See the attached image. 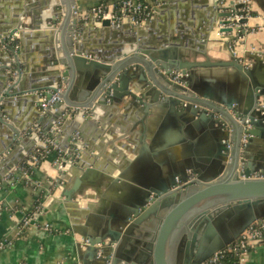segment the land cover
Masks as SVG:
<instances>
[{
  "label": "water",
  "instance_id": "water-1",
  "mask_svg": "<svg viewBox=\"0 0 264 264\" xmlns=\"http://www.w3.org/2000/svg\"><path fill=\"white\" fill-rule=\"evenodd\" d=\"M61 3V10L55 4L50 7L51 13L44 18L40 17V10L37 11L27 25L16 20L2 21L0 37L15 34L17 25L22 26L21 28L38 29L42 23L45 27L57 28L56 31L61 33L62 38L67 32L68 42L67 46L62 44L61 55H51L47 62V66L61 64L65 68L47 73L46 83L31 85L26 90L15 87L20 70L12 66L17 63L14 49L10 48L12 57L7 52V59L2 58L1 66L7 71L9 83L0 92V122L7 125L13 135L8 133V139L0 144V180L15 167L22 165L33 150L30 147L20 149V133L33 132L38 138L42 135L53 140L58 149L65 152L53 167L56 171L55 186L60 188L58 197L63 198L66 203L81 191L86 182L93 180V175L98 174L96 162L87 160L89 145L94 139L89 136L86 127L93 125L95 108H105L107 99L119 102L122 98H126L128 105L133 108L140 106L142 114L138 119L141 125L138 139L136 141L134 136L131 137L137 156L146 148L143 139L146 127L143 120L150 107L160 101V96L163 95L161 103L168 102L171 110L172 105H182L186 101L182 106L194 116L193 123L207 125L214 135L212 174L202 177L192 165L185 164L174 171L166 182L151 184L152 186L142 185L145 189L115 219L107 220L102 228L83 234L82 238L87 239V243L77 244L78 256H81L80 250L84 248L85 253L92 260L99 261V264H123L126 260L128 264H197L232 244L250 222L264 216V177H249L254 171H264V159L255 161L246 153L248 143L254 137L264 138V107H259L260 101L264 104V81L255 79L264 53L251 54L250 59L253 61L250 64L236 57L232 45L247 33L242 26L246 18H236L238 13L234 7L240 6H233L226 0H214L208 8V16H202L204 23L193 26L197 40H200L196 46L187 42L179 43L176 38L168 46H157L149 43L146 34L141 31L143 23L136 24L123 18L120 24H113L110 19L102 18L96 22L102 36L110 34L121 41L108 46L106 50H98L87 46L85 41L81 43V36L75 35L77 14L80 12L75 1L61 0ZM154 10L157 8L154 7ZM60 16L61 20L57 24V17ZM90 18L96 20L92 16ZM215 24L219 26L218 33L224 38L221 42L228 53L229 58L226 60L210 59L206 55V44L215 41L208 37ZM82 35L85 37L86 32ZM123 42H127V45ZM184 49H193L201 53L204 59H188ZM202 66L231 67L245 84L244 101L242 98L230 97L222 101L223 107L212 108L227 117L236 129L235 134L230 136L233 142L229 161L231 171L224 175L222 171L228 149L223 140L228 137V133L222 129L221 118L194 105L208 106L209 95L196 81L194 73L195 68ZM173 69L181 72L180 81L183 85L168 78L167 74ZM61 84L65 86L59 90L60 99L41 112L31 126L26 125L21 130H16L8 119L2 117L6 113L2 108L9 107L14 97H18L16 101H21L25 99L23 94L36 92L39 106L42 102L39 91L49 97ZM69 92H81L84 103L77 105L70 102ZM188 92H191L190 95ZM73 107L77 111L71 117L67 116L65 110ZM58 108L59 114L52 116V111ZM230 111L237 116L247 117L251 124V128L246 131L247 143L242 150V129L235 123ZM45 115H50L48 120L44 119ZM65 120H68V129L66 125H62ZM187 170L195 174L197 185L193 188L187 186L173 189L175 177L185 180ZM148 235L149 238L145 241L144 238ZM98 243L102 246L97 247ZM98 250L100 256L96 258ZM80 261L83 264L90 262Z\"/></svg>",
  "mask_w": 264,
  "mask_h": 264
},
{
  "label": "crops",
  "instance_id": "crops-1",
  "mask_svg": "<svg viewBox=\"0 0 264 264\" xmlns=\"http://www.w3.org/2000/svg\"><path fill=\"white\" fill-rule=\"evenodd\" d=\"M74 1L80 8L78 13H81L92 5L109 0ZM213 1L147 0L152 13L140 29L146 34L149 43L157 46H168L173 38L179 43L187 42L196 46L200 40H197L193 26L204 23L202 16H208V8ZM226 2L232 4V0ZM55 4L61 10V0H0V32L2 21L16 20L27 25L39 10L41 18L48 16L51 13L50 7ZM154 7L157 8L156 11ZM248 7L249 15L242 24L247 33L232 45L236 57L246 64L253 61L250 59L251 54L264 53V0H248ZM90 17L78 21L75 35L81 36V43L85 41L92 49L106 50L108 46L121 41L110 34L102 36L100 26L96 25L97 20ZM60 18L61 16L57 17V24ZM17 27L15 34L4 35L12 36L14 44L6 48L0 47V92L9 83L7 71L1 66L2 58L7 59V52L12 57L10 48L14 45L17 63L12 66L20 70L16 88L26 90L31 85H42L48 80L47 73L65 68L61 64L47 66V62L51 55L56 57L62 54V44L67 46L68 42L67 32L62 38L61 33L56 31L57 28L45 27L42 23L38 29ZM218 28L215 24L209 33L208 37L215 41L206 44V55L210 59L226 60L229 57ZM84 32L85 37L82 35ZM123 44L127 45V42ZM183 51L188 59H204L201 53L193 49ZM194 73L196 81L209 95L207 101L211 108L223 107L222 101L230 97L242 98L244 101L245 84L233 68L202 66L195 68ZM255 79L264 81V59L259 63ZM188 93L190 95L191 92ZM163 96L150 107L144 117L146 130L143 139L146 148L137 156L131 137L134 136L136 141L138 139L141 126L138 119L142 114L140 106L133 108L128 105L126 98H122L119 102L107 99L105 108H95L93 125L86 127L89 136L94 139L92 145H89V158L86 157L90 162H96L98 174L93 175V180L86 182L72 200L64 203L63 198L58 197L60 188L55 186L56 171L53 167L57 155L55 150L33 169L29 178H23L18 167H15L11 171V178L0 180V241H9L0 248V264H83L81 259L89 260L88 264H99V261L92 260L85 253L84 248H81L79 257L77 244L84 233H91L94 229L104 227L107 220L115 219L145 189L142 185L166 182L174 171L185 164L192 165L202 177L212 174L214 165L211 159L215 143L210 128L203 123H193L194 116L179 103L172 105L171 110L168 102L161 103ZM23 97L25 99L21 101H16L18 97H14L9 107L2 108L7 113L2 117L8 119L16 130H21L26 125L31 126L41 114L36 92L23 94ZM68 98L77 105L84 103L81 92H69ZM51 114L54 117L58 115L59 108ZM49 117L50 115H45L44 119L48 120ZM67 122L65 120L62 125H66L68 129ZM222 129L227 131L224 126ZM231 129V132L227 131L229 137L236 131L234 125ZM8 133L13 135L7 125L0 122V144L8 139ZM20 135V149H35L41 146V141L46 140V137L41 135L38 138L33 132L24 131ZM248 144L246 153L252 160L264 159V138L254 137ZM226 160L223 175L231 171V165ZM197 183L189 187L193 188ZM29 215L32 216L31 223L20 229L21 219ZM45 223L51 226V230L43 229ZM148 238L149 235L144 240L147 241ZM126 261L123 264H128ZM243 264H264V246L251 248Z\"/></svg>",
  "mask_w": 264,
  "mask_h": 264
},
{
  "label": "built area",
  "instance_id": "built-area-1",
  "mask_svg": "<svg viewBox=\"0 0 264 264\" xmlns=\"http://www.w3.org/2000/svg\"><path fill=\"white\" fill-rule=\"evenodd\" d=\"M236 2V3H235ZM232 5L236 6L239 5L240 7H234L238 15V17H247L249 15V7H248V0H232ZM152 13V8L148 4L147 0H109V1H102L95 5H92L90 8L86 9L85 11L77 14V20H85L87 17L92 16L96 20H100L102 18L110 19L111 23L113 24H120L123 18H127L130 22L141 24L144 21H147ZM12 36H1L0 37V47L6 48L8 47L9 41H12ZM16 45L13 46L15 48ZM168 78L171 81L180 83L183 85V82L180 81L182 74L179 70H171L167 74ZM57 91L51 92L49 97L42 95V92L39 91V95L42 96V102L40 104V112H43L48 106H50L54 101L59 100V90H61V85L57 86ZM186 101L182 102V105H185ZM196 107L200 109H205L208 113H213L214 117H219L222 119L223 126L232 131V123L230 120L225 117L222 113L218 111H214L211 107L206 105H198L194 104ZM259 107H264L262 101L259 102ZM76 108H68L65 110V114L71 117ZM231 115L235 123L240 125L242 131L240 134V149L242 150L247 142L248 133L246 132L249 128H251V124L247 117L237 116L232 111H230ZM45 140H43L44 142ZM225 143L228 152H227V161L231 160V147H232V139L231 137H227L223 140ZM51 146L45 145L40 146L32 150V152L28 155L25 161L30 166L38 165L42 160L47 158V155L50 151H56V157L54 159V163L62 157L65 152H62L58 147L55 145L53 140L50 142ZM242 163H240V167ZM20 172V175L27 179L29 178V172L25 167L20 165L17 168ZM187 177L185 180H182L180 177H175V183L172 185L173 189H182L191 184L197 182V178L193 172L187 170ZM12 173L9 172L7 175L3 177V180H8L12 177ZM243 176V175H241ZM249 177L256 178V177H264V171H254L249 174ZM32 216H26L21 219L20 229L27 227L31 223ZM44 230H51V226L49 224H44ZM9 241L3 240L0 241V248L4 247L8 244ZM87 243V239L81 238L80 244L84 245ZM97 247H101L100 243L96 244ZM264 246V216L254 219L250 222L247 227L239 234L238 238L232 243L229 244L218 251L214 252L211 256L206 258L205 260L197 263V264H243L246 256L251 248L256 246ZM100 256V251H97L96 258ZM226 257V261L224 258ZM108 263V262H107Z\"/></svg>",
  "mask_w": 264,
  "mask_h": 264
},
{
  "label": "trees",
  "instance_id": "trees-1",
  "mask_svg": "<svg viewBox=\"0 0 264 264\" xmlns=\"http://www.w3.org/2000/svg\"><path fill=\"white\" fill-rule=\"evenodd\" d=\"M9 45L11 44H14L13 43V40L10 42L9 41V43H8ZM8 45V46H9ZM53 151H51L48 155H47V157L52 153ZM22 166L23 167H25L26 169H27V171L31 174L32 173V171H33V169L36 167V166H38V165H34V166H30L28 163H27V161H23V163H22ZM224 260L226 261V257L224 258Z\"/></svg>",
  "mask_w": 264,
  "mask_h": 264
},
{
  "label": "rangeland",
  "instance_id": "rangeland-1",
  "mask_svg": "<svg viewBox=\"0 0 264 264\" xmlns=\"http://www.w3.org/2000/svg\"><path fill=\"white\" fill-rule=\"evenodd\" d=\"M52 140L51 139H49V138H46V140L43 142V141H41V146H45V145H49V146H51V144H50V142H51ZM26 160V159H25ZM24 160V161H25ZM11 173H13V172H11Z\"/></svg>",
  "mask_w": 264,
  "mask_h": 264
}]
</instances>
